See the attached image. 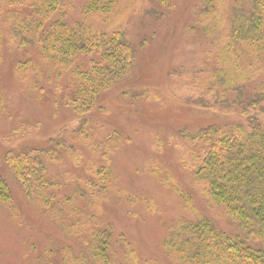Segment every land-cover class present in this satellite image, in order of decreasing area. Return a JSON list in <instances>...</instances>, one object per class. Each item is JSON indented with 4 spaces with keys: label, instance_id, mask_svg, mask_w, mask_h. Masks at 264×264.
<instances>
[{
    "label": "rangeland",
    "instance_id": "374dc122",
    "mask_svg": "<svg viewBox=\"0 0 264 264\" xmlns=\"http://www.w3.org/2000/svg\"><path fill=\"white\" fill-rule=\"evenodd\" d=\"M26 1L0 0V174L14 197L13 209L0 203V264H27L42 254L57 257L64 244L77 246L108 224L125 235L141 264H176L164 239L173 224L194 221L200 212L219 229L236 232L225 208L208 202L207 185L195 179L197 145L179 135L245 120L240 109L220 110L191 100L201 95L215 99L213 77L228 65L221 50L228 42L236 0H212L211 6L207 0H117L109 14L91 15L100 32L126 33L136 48L137 66L129 81L85 115L67 109L63 95L68 82L56 80L37 45L20 44L22 24L31 16ZM84 3L77 0L73 10L68 7L69 22L81 18ZM24 61H31L34 70L23 74ZM255 75L252 87L263 80L264 68ZM132 91L143 96L134 99ZM83 118L85 136H79ZM59 137L76 149L52 164L58 183L53 193L60 204L74 193L90 196V186L97 191L96 170L104 163L100 143L109 142L113 171L110 188L96 196L95 216L90 217L89 197H83L77 217L65 219L64 227L28 202L4 163L7 151L41 148ZM84 220L89 224L83 230L89 232L76 238L72 223Z\"/></svg>",
    "mask_w": 264,
    "mask_h": 264
},
{
    "label": "trees",
    "instance_id": "16d2710c",
    "mask_svg": "<svg viewBox=\"0 0 264 264\" xmlns=\"http://www.w3.org/2000/svg\"><path fill=\"white\" fill-rule=\"evenodd\" d=\"M76 1L27 0L31 16L22 24L24 38L20 44L37 45L43 62L53 66L56 80L68 82V91L63 95L67 109L85 115L109 92L129 81L137 66V51L123 30L105 33L91 24V15L109 14L117 0H85L81 18L69 22L68 7L73 10ZM209 5H213L212 0H207ZM231 18L228 42L221 50L228 65L220 66L213 77L215 99L201 95L191 100L220 110L240 109L245 120L213 123L196 132L179 131V135L197 145L193 152L197 162L194 175L207 185L204 190L208 202L223 206L238 230L229 234L202 212L194 221L173 224L163 244L176 264H264V78L251 86L255 74L264 68V0H236ZM20 67L23 74L34 70L31 61H24ZM131 96L136 99L143 95L132 91ZM81 123L77 134L85 136L86 120L83 118ZM116 137L118 141L120 136ZM67 143L61 137L52 138L44 147H24L4 154V163L14 173L28 202L42 208L61 227L65 226V219L77 217L83 197H89L93 208L90 217H94L98 197L106 193L113 181L109 142L100 143L104 163L96 170L97 191V187L90 186L94 188L90 196L74 193L60 204L53 193L58 183L51 172L52 164L58 163L62 153H76L75 147L71 143L68 147ZM186 196L190 205L191 197L184 193ZM13 201L10 184L0 174V203L13 209ZM84 222L73 221L76 238L89 232L83 230L89 224ZM27 264L141 262L125 235L116 233L108 224L98 227L88 239L82 238L77 246L64 244L57 257L42 254Z\"/></svg>",
    "mask_w": 264,
    "mask_h": 264
}]
</instances>
